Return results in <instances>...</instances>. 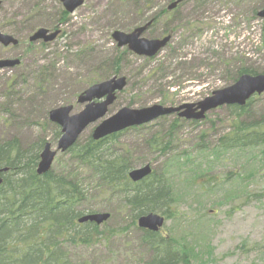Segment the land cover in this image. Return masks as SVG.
Masks as SVG:
<instances>
[{
	"label": "rangeland",
	"instance_id": "374dc122",
	"mask_svg": "<svg viewBox=\"0 0 264 264\" xmlns=\"http://www.w3.org/2000/svg\"><path fill=\"white\" fill-rule=\"evenodd\" d=\"M174 1L139 0L144 6L138 7L136 0H83L81 7L59 21L63 7L57 0H0V32L19 42L16 48L0 45V60H20L18 68L0 70V140L16 138L26 147L43 137L55 149L48 113L66 106L73 107L72 115L82 111L86 104H77V97L91 80H126L108 118L123 108L197 104L233 85L231 78L242 67L263 73L264 20L256 15L264 9V0H181L175 9L163 12ZM147 23L151 27L142 39L171 35L170 42L153 58L118 48L111 38L114 31L129 34ZM39 29H60L61 34L52 43L30 45L28 39ZM113 60L115 73L98 71L100 64H112ZM40 64L56 69L53 78L49 73L39 77L34 65ZM259 100L264 106V94ZM174 119L165 117L122 132L115 139L116 151L128 152L135 169L150 164L159 171L163 157L147 146L152 138L170 134L172 157L198 143L211 145L231 130L224 109L209 112L196 124L179 120L172 130ZM221 160L213 171L218 186L211 194L193 197V191L178 181L174 188L179 216L167 220L159 234L176 241L178 247L186 246L192 258H197L192 264H264V200L257 202L248 196L264 184V168L249 182L245 176L257 166L242 164L233 169L226 157ZM58 162L69 165L68 156L57 155L52 165L56 170L61 169ZM234 171L244 178L228 175ZM86 187L84 190L95 197L94 204H99V213L115 215L99 228L101 242L70 253V258L85 264L147 263L150 256L142 244L141 230L131 225L128 216H116L117 200L100 198L97 190Z\"/></svg>",
	"mask_w": 264,
	"mask_h": 264
},
{
	"label": "trees",
	"instance_id": "16d2710c",
	"mask_svg": "<svg viewBox=\"0 0 264 264\" xmlns=\"http://www.w3.org/2000/svg\"><path fill=\"white\" fill-rule=\"evenodd\" d=\"M136 3L138 7L144 6L139 0ZM59 15V21L66 16L64 12ZM103 69L115 73L116 63L113 60L112 64H100L98 71ZM257 73L242 67L231 79L235 82L241 75ZM94 82L91 80L90 84ZM260 98L250 99L243 107L222 108L227 112L231 130L211 145L198 143L170 157L174 151L170 134L161 139L152 138L147 146L163 157L161 168L137 183L128 178V172L135 167L132 156L126 151H116L114 143L119 134L99 141L92 140L91 136L78 139L61 154L68 156L69 165L58 162L56 166L60 170L52 167L40 176L35 171L45 143L43 137L26 147L16 138L0 140V168L7 166L12 170L0 187V264H85L70 258V253L97 245L103 236L99 226L78 224L84 214L100 211L99 204H94L95 197L84 190L88 188L86 184L97 190L96 196L108 201L116 199V216H128L131 225L136 226L140 217L149 214H161L167 220L179 216L178 193L174 188L178 181L193 191V197L213 193L211 190L215 191L218 186L213 171L223 162V157L233 163V169L242 164L249 168L257 166L247 176L235 171L228 174L240 180L245 176L251 182L264 168V106L258 104ZM178 121L174 120L172 130ZM47 123L56 142L60 128ZM205 177L210 179L199 182ZM248 196L257 202L263 201L264 184ZM140 232L150 256L145 264H192L197 260L186 246L178 247L173 239L147 230ZM254 247L257 249L258 244Z\"/></svg>",
	"mask_w": 264,
	"mask_h": 264
},
{
	"label": "water",
	"instance_id": "95a60500",
	"mask_svg": "<svg viewBox=\"0 0 264 264\" xmlns=\"http://www.w3.org/2000/svg\"><path fill=\"white\" fill-rule=\"evenodd\" d=\"M181 0L172 3L168 9L174 8ZM64 10L73 13L83 4V0H59ZM258 17L264 19V10L258 12ZM148 26V25H147ZM147 26L140 27L129 34L115 31L111 37L116 42L117 47L126 46L127 49L137 56L154 57L161 49H163L170 37H164L159 40L142 39L141 35ZM59 31L48 32L39 29L32 34L29 42L35 43L43 41L44 43L52 42L56 39ZM17 40L12 36L0 33V44L4 47L16 46ZM18 60H2L0 61V69L18 65ZM126 85L124 78L113 77L107 81L98 83L89 87L78 97L79 104H86L84 109L75 115H70L71 106L54 109L49 112V121L60 127L61 135L57 140L56 150H51V144L46 143L40 153L37 165V174L47 173L52 165L57 152L64 153L69 150L76 142L80 134L86 130L88 126L104 118L108 112V107L115 100L116 92L121 91ZM264 92V74L250 76L242 75L231 86L217 90L211 96L204 98L197 104L182 105L176 108H164L160 105H154L149 108L131 109L123 108L111 117L104 119L92 132L94 141L101 140L114 133L121 132L131 127H139L145 125L159 117L170 116L178 113V117L186 120H202L206 113L222 106L237 105L242 107L254 95H260ZM94 102L93 100H101ZM151 173L148 165L129 172L128 177L132 182H138L147 177ZM0 180V185H1ZM109 214L97 213L86 215L78 220V222H91L100 225L107 221ZM163 218L156 214H149L138 219V227L152 232L158 231L163 225Z\"/></svg>",
	"mask_w": 264,
	"mask_h": 264
},
{
	"label": "bare ground",
	"instance_id": "6f19581e",
	"mask_svg": "<svg viewBox=\"0 0 264 264\" xmlns=\"http://www.w3.org/2000/svg\"><path fill=\"white\" fill-rule=\"evenodd\" d=\"M59 2V1H58ZM60 3V2H59ZM172 3H174V2H172ZM1 2H0V6H1ZM61 4V3H60ZM62 5V4H61ZM62 7H63V5H62ZM61 12H64L65 14H66V16H65V18L68 16V15H70V14H72V13H68V12H66L65 10H64V7H63V9H61ZM61 14V13H60ZM66 22H64L63 24H65ZM57 31V30H56ZM58 31H59V34H58V36L61 34V31H60V29H58ZM52 32H55V31H52ZM1 33V32H0ZM1 34H3V33H1ZM4 35H6V34H4ZM1 45V44H0ZM19 44L17 43V45L16 46H8V47H11V48H16L17 46H18ZM141 57H143V56H141ZM5 60H11V59H5ZM0 61H2V60H0ZM35 66V68L38 70V71H40V73H39V75L41 74V73H43V74H51V75H54V73H55V71H56V69H54V68H52V67H50L49 65H46V64H40V65H38V66H36V65H34ZM14 68H18V66L17 65H14V66H12V67H5V68H2V69H0V70H3V69H14ZM48 71H50V72H48ZM22 81H25L24 80V78H22ZM98 125L96 124L95 126H94V128L93 129H91L90 130V133L89 134H87L86 136H85V138L88 136H91V138H92V132H93V130L97 127ZM93 127V126H92ZM92 127H90V128H92ZM87 130V129H86ZM86 130H84V131H86ZM84 131L80 134V136L78 137V139L82 136V134L84 133ZM85 135V134H84ZM60 137V136H59ZM59 139V138H58ZM78 139L76 140V142L78 141ZM93 140V139H92ZM10 141V140H9ZM21 143V142H20ZM25 147V146H24ZM68 151V150H67ZM58 154H60V152H57V154H56V156L54 157V160H53V162H52V165H53V163H54V161H55V159H56V157H57V155ZM64 154V153H63ZM39 156H40V153H39ZM37 165H38V163L36 164V173H37ZM52 165H51V167H52ZM10 172H12V170L9 168V167H7V166H5V167H2V168H0V180H1V182L3 183L4 182V180H6V178H7V174L8 173H10ZM37 175H39V174H37ZM40 176V175H39ZM5 177V178H4ZM2 183H1V185H2ZM1 185H0V187H1Z\"/></svg>",
	"mask_w": 264,
	"mask_h": 264
}]
</instances>
